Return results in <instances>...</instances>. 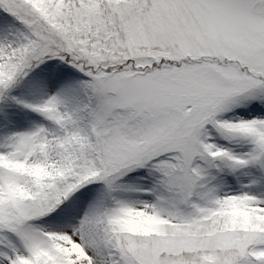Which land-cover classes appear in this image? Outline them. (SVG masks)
<instances>
[{"label": "snow or ice", "instance_id": "snow-or-ice-1", "mask_svg": "<svg viewBox=\"0 0 264 264\" xmlns=\"http://www.w3.org/2000/svg\"><path fill=\"white\" fill-rule=\"evenodd\" d=\"M0 264H264V0H0Z\"/></svg>", "mask_w": 264, "mask_h": 264}]
</instances>
